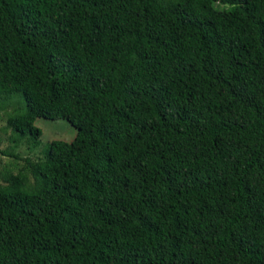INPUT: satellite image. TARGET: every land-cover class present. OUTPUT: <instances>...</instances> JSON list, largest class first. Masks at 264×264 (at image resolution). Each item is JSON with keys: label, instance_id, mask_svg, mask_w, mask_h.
I'll use <instances>...</instances> for the list:
<instances>
[{"label": "trees", "instance_id": "16d2710c", "mask_svg": "<svg viewBox=\"0 0 264 264\" xmlns=\"http://www.w3.org/2000/svg\"><path fill=\"white\" fill-rule=\"evenodd\" d=\"M15 94L0 264H264V0H0Z\"/></svg>", "mask_w": 264, "mask_h": 264}, {"label": "rangeland", "instance_id": "374dc122", "mask_svg": "<svg viewBox=\"0 0 264 264\" xmlns=\"http://www.w3.org/2000/svg\"><path fill=\"white\" fill-rule=\"evenodd\" d=\"M24 110V102L18 94L0 99V185L4 184L5 174H15L23 167V160L40 159L41 151L50 141L70 142L75 136V129L64 120L36 119L34 126L40 130L39 146L32 149L21 141L14 144L6 120L7 117L20 115ZM27 178H30L29 175Z\"/></svg>", "mask_w": 264, "mask_h": 264}]
</instances>
